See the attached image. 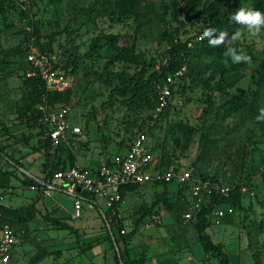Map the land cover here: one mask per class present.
<instances>
[{"label":"rangeland","instance_id":"obj_1","mask_svg":"<svg viewBox=\"0 0 264 264\" xmlns=\"http://www.w3.org/2000/svg\"><path fill=\"white\" fill-rule=\"evenodd\" d=\"M261 3L0 0V148L24 166L38 163L43 169L58 157H74L75 151L96 154L95 164H112L142 129L160 169L173 168L176 173L187 169L233 186L242 197L240 226L255 225L264 233V120L257 119L264 108V80L257 75L264 60V32L219 47L198 39L209 27L231 37L241 26L230 16L240 7L264 12V0ZM37 38L60 57L71 81L64 90L67 95L53 104L69 107L70 123L82 130L57 146L44 145L48 137L42 123L27 110L26 53L31 45L41 50ZM179 42L187 48L171 53ZM227 47L243 50L251 62L233 63L224 56ZM161 67L167 72L185 67L165 114L157 113L153 105L161 81L152 87L136 82L141 72L148 79ZM131 78L135 91L123 97L117 90ZM23 177L0 155V182L9 179L3 186L10 195L34 193L28 188L34 181ZM170 188L176 194L178 182ZM183 199L188 203L189 195ZM27 206H33L36 214L27 228H18L19 246L11 264H86L85 233L53 223L46 207ZM86 223L96 224L97 219L84 216L72 221L75 228ZM252 249L243 262L255 264L252 254L256 252L264 263V236Z\"/></svg>","mask_w":264,"mask_h":264},{"label":"built area","instance_id":"obj_2","mask_svg":"<svg viewBox=\"0 0 264 264\" xmlns=\"http://www.w3.org/2000/svg\"><path fill=\"white\" fill-rule=\"evenodd\" d=\"M200 37L201 35L198 37L199 40H201ZM188 45L192 46V42ZM59 61L60 57L56 53L41 51L31 45L26 53V62L30 66L28 76L40 78L47 92H63L69 88L71 81L68 74L61 68ZM184 71L185 67L177 69L174 73L167 75L165 80L158 85L157 113L163 112L171 103L172 88L178 86ZM38 109L40 122L45 127V133L52 145L57 146L61 142H66L70 134L82 133L80 126L70 123L69 107H55L44 98ZM159 180L177 181L189 187L190 208L184 214L186 221L191 220L200 212L203 204L215 194L229 197L234 190V187L228 184L195 176L191 170L182 169L176 173L173 168L165 171L160 169L151 154L145 130L137 132L126 153L116 158L112 164L103 163L97 167L72 166L60 169L51 178L34 181L31 188L40 191L43 196L59 192L72 197L74 200L72 217L78 219L82 216L83 209V196L77 192L78 187L87 190L95 199L102 200L107 210L114 204L122 202L121 189L123 187L141 186ZM5 201L6 190L0 186V264L10 263L13 252L19 244L17 230L3 218L1 209L6 207ZM234 212L235 209L231 205L223 204L213 210L212 216L219 219ZM122 233L125 231L122 230Z\"/></svg>","mask_w":264,"mask_h":264},{"label":"crops","instance_id":"obj_3","mask_svg":"<svg viewBox=\"0 0 264 264\" xmlns=\"http://www.w3.org/2000/svg\"><path fill=\"white\" fill-rule=\"evenodd\" d=\"M126 151L127 149H124L121 154H125ZM62 158L65 160V164H60V166L66 168L71 166L97 167L99 165L95 164L98 156L89 152L75 151L72 159L70 157L66 159L65 156ZM72 161L73 164H71ZM39 165L36 163L28 166L27 163L24 166L25 170H21L25 176L23 179L43 181L48 178L44 169L40 168ZM33 184L28 188L34 193L28 192L27 195L23 191L21 194L17 193L13 196L10 195V190L6 189V207L15 209L33 203L38 208L46 207L44 196L41 195L40 191L31 188ZM169 190L175 191L171 188ZM163 191L164 187H155L152 183L124 189L123 200L118 206L117 220L120 221L125 233L134 230L129 245L130 257L132 259L144 257L142 264H221V258L206 254L203 251L195 226L190 220L186 221L184 218V214L188 211L177 217L168 209L160 207L157 214L146 215L142 220L137 221L142 215V206L148 205L150 207L155 193H162ZM81 195L83 196V209L80 218L85 216L91 220L97 219V223H86L75 228L72 225V221L75 220L72 216L70 219L63 220H68L75 229L80 230L81 234L85 233L86 244L91 246L84 254L86 264H115L111 243L106 238L107 230L102 216L106 210L104 202L95 199L90 194ZM169 196H173V194ZM40 197L42 198L40 199ZM241 219L243 218L239 211L219 219L211 215V223L207 228V233L213 243L223 246L228 256V264H245L243 257L247 255L249 259L248 254L253 251L252 248L257 246L264 236V233L258 231L255 225L245 228L240 226ZM16 248L9 264L15 257ZM105 256L107 257L106 261ZM262 264L264 263L262 262Z\"/></svg>","mask_w":264,"mask_h":264},{"label":"trees","instance_id":"obj_4","mask_svg":"<svg viewBox=\"0 0 264 264\" xmlns=\"http://www.w3.org/2000/svg\"><path fill=\"white\" fill-rule=\"evenodd\" d=\"M261 1L263 2V0H260V4H262ZM35 44L39 46L41 51L52 52L48 46L41 45L39 43L38 38L36 39ZM181 47H186V44L179 42L176 46L173 45L171 53H174L176 48H181ZM172 61L174 62V59L171 58L170 62ZM176 63H180V62L176 61ZM61 68L65 71V73H67L66 68L64 66L63 67L61 66ZM160 70L161 72L159 74H157V72H153L149 76L148 79H144L143 78L144 73L141 72L136 82L141 85L143 84V86L152 87L155 83H158L160 81H161L160 83H162L165 80L167 75L172 74L176 71L174 70L173 72L171 71L167 72L168 69L166 67H161ZM257 72H258L257 75L259 77H262V79L264 80V60L261 63V66L257 69ZM133 79L134 78H131L127 81V85L125 86V88L117 90L121 96L126 97L128 94L134 93L135 90L133 87V82H134ZM27 83H28V86L30 87V92H29L30 102L29 104H27V110L33 112L36 120L40 119V111L38 109V106L40 103L43 102L44 98L47 100L49 104L54 106L55 104H53V102H55V100L59 99L62 96L67 95L65 91L64 92H47L44 82L38 77H29L27 80ZM174 90H175V87L172 88V96L174 95ZM156 104H157V96L155 93L154 101H153L154 107ZM170 105L171 103H169L168 107L161 114H165V112L170 108ZM239 105H244V103L242 102ZM41 126L43 129L42 130L43 133H45V127L42 124ZM141 130H137L136 133L132 135V137L129 140L130 143L129 142L126 143V146H125L126 149H129L130 144L132 143L137 132ZM43 143L44 145H46L47 143H51V141L48 138V139H44ZM0 155L4 159H6V161L9 164L15 167L17 171L25 170V167L23 163L21 162V160L12 158L10 155L4 152V150L1 148H0ZM69 157L72 159L73 158L72 154ZM60 164H65V160L62 157H58L56 162L52 163V165L45 163L44 172H46V176L51 178L54 175V173H56L58 170L66 169L65 166H60ZM71 164H73V161ZM162 170L165 171L166 169L163 168ZM6 173L8 177L12 175L9 172H6ZM201 177L209 178V179L216 181L212 177H206V176H201ZM4 183H5L4 181H1L0 186L6 190L7 187L3 186ZM8 183H9V179L7 178L5 185H8ZM172 183L173 181L165 182V181H160V180L152 182V184L155 187H158V186L164 187V191L162 193H155L152 205L148 207L147 209L145 208L144 210L141 211L142 215L137 219V221L142 220L146 215H151L153 213L157 214L160 207L168 209L171 213L177 215V217L184 214L186 211H188L187 209L189 207L190 202L189 200H188V203L183 201L184 200L183 198L186 195H188L187 189L189 190V187L187 185L178 183L179 185L178 192L176 194H173L174 192H176V190L174 192L169 190L170 185ZM135 187H137V185L123 187L121 189L122 198H123L124 189L135 188ZM169 192H172L171 194H173V196H169L171 195L169 194ZM90 195L93 196L92 194ZM119 204L120 203L114 204L113 207L104 211L102 215L104 225L107 230L106 238L111 243V249L113 252V260L115 264H142L144 263V257L138 258V259H132L130 257L129 245H130V240L134 234V230L128 233H122L121 223L120 221L117 220ZM223 204L231 205L235 209V211H240L243 206L242 197L239 194L237 195L235 190L231 192L229 197H221L215 194L212 198H210L209 200H207V202L203 204L201 211L198 212L190 221L193 223V225L196 228L198 239L203 247V251L206 254H210V255L221 258V264H228V256L226 252L224 251L223 246L221 244L213 243V241L211 240V237L207 233V228L211 223V215H212L213 210L217 206H220ZM1 210L3 213L4 221L8 222L12 227H14L17 230V232H18V228L20 227L27 228L28 223L33 220L32 217H34V213L36 214V211L34 210L33 206L22 207V209L19 212H16L15 210L11 208H7V207H3ZM50 219L53 221V223L57 224L63 229H67L72 232H78V230L75 229L68 220L56 219L52 215L50 216ZM90 247L91 246L89 244L88 245L86 244L85 249H83L84 250L83 253H85L86 250L89 249ZM253 258H254L255 264H262V261L258 253L254 252Z\"/></svg>","mask_w":264,"mask_h":264},{"label":"clouds","instance_id":"obj_5","mask_svg":"<svg viewBox=\"0 0 264 264\" xmlns=\"http://www.w3.org/2000/svg\"><path fill=\"white\" fill-rule=\"evenodd\" d=\"M230 19L236 24L240 25L232 35L225 31H217L216 28L209 27L204 30L200 39L208 40L210 47H219L226 42H234L247 35L250 38H256L264 32V12L261 10H253L251 8L240 7L234 14L230 16ZM225 57H230L233 63L251 62V57L238 50L235 47H227L224 52ZM258 120H264V108L260 109V115L257 117Z\"/></svg>","mask_w":264,"mask_h":264},{"label":"water","instance_id":"obj_6","mask_svg":"<svg viewBox=\"0 0 264 264\" xmlns=\"http://www.w3.org/2000/svg\"><path fill=\"white\" fill-rule=\"evenodd\" d=\"M77 192L83 195H89V192L81 187L77 188ZM44 204L49 213L60 220L70 219L74 211L73 198L59 192H53L51 195L44 196Z\"/></svg>","mask_w":264,"mask_h":264}]
</instances>
